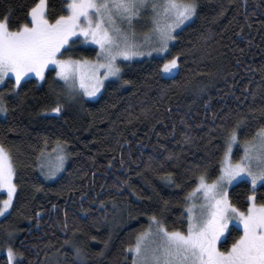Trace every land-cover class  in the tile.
Returning <instances> with one entry per match:
<instances>
[{
	"label": "trees",
	"instance_id": "obj_1",
	"mask_svg": "<svg viewBox=\"0 0 264 264\" xmlns=\"http://www.w3.org/2000/svg\"><path fill=\"white\" fill-rule=\"evenodd\" d=\"M35 2L0 0V15L16 27ZM196 2L197 15L170 46L182 60L175 83L157 75L158 57L122 64L131 83L111 81L94 101L70 97L52 69L43 81L30 79L19 97L13 81L5 82L0 141L11 149L17 190L0 218V264H8V246L23 254V264H81L73 245L84 264H132L127 248L151 216L170 230L186 228L185 197L199 169L219 174L236 120L244 117L237 146L264 124V0ZM65 7L49 0L50 16ZM96 52L73 45L70 54L94 59ZM57 102L63 110L53 113ZM58 144L66 159L49 175L43 158ZM251 189L246 180L232 185L231 202L245 209ZM256 194L264 202V185ZM234 229L221 250L239 235Z\"/></svg>",
	"mask_w": 264,
	"mask_h": 264
},
{
	"label": "snow or ice",
	"instance_id": "obj_2",
	"mask_svg": "<svg viewBox=\"0 0 264 264\" xmlns=\"http://www.w3.org/2000/svg\"><path fill=\"white\" fill-rule=\"evenodd\" d=\"M64 3L62 14L50 16L49 0H38L28 10L30 19L16 27H12L9 14L0 15V85L5 84L6 78L9 82L14 80L11 91L15 96L21 95L33 76L45 80V71L52 65L70 97L79 90L94 97L105 87L108 77H115L123 85L131 83L121 75L119 58L126 61L151 56L153 52L163 54L157 64V75L176 82L181 72V54L172 55L169 42L177 39V28L197 15L196 0H64ZM145 16L151 27L143 33L144 40L138 41L135 24ZM81 37L83 42L98 46L95 60L70 54ZM102 68L105 71L101 75ZM62 110L59 102L50 109L53 113ZM7 111L4 92L0 91V113ZM243 120L244 117H239L226 133L219 174L213 178L207 168L198 170L195 186L185 197L186 228L170 230L160 218L151 216L148 228L138 233L135 243L127 248L132 264H264V202H258L256 194L258 182L264 185V124L254 132L244 133L243 153L234 160L233 147L240 143ZM54 151L59 153L55 168H62L63 148L58 144ZM54 174L55 169L50 167L49 175ZM15 176L11 149L0 141V189L7 191V198L0 203V216L12 207L17 190ZM165 179L174 183L172 173H166ZM237 180H247L252 185L245 209L233 204L228 194V187ZM232 220L238 224L234 230L239 235L229 248L221 250L218 244L225 233L231 235ZM73 248L76 258L84 264L82 249L75 245ZM18 255L23 254L8 246V264H23Z\"/></svg>",
	"mask_w": 264,
	"mask_h": 264
},
{
	"label": "rangeland",
	"instance_id": "obj_3",
	"mask_svg": "<svg viewBox=\"0 0 264 264\" xmlns=\"http://www.w3.org/2000/svg\"><path fill=\"white\" fill-rule=\"evenodd\" d=\"M29 19H30V18H29ZM193 19H194V17H193L190 21H186L184 25H181L179 28H177L175 34H176L177 32H179V31H180L183 27H185L187 24H189ZM135 27H136V33H137V35H136V39H137L138 41H143V40H144L143 33H144V32H147V31L149 30V28L151 27L150 20L148 19L147 16H145L143 19H140V20H138V21L136 22ZM73 39H75V38H73ZM173 43H174V41H170V42H169V48H170V46H171ZM75 45H76V46H81V47H92V48H95L97 51H99V48H98L97 45H95V44H93V43H91V42H83V38H82V37H81L80 41H78ZM145 48H147L146 45H145ZM162 55H163V54H158V53H156V52H153L151 56L145 55V56H141V57H133L132 59H130V60H126V61L123 60L122 58H119V59H118V62L121 64V67H122V64H124V63L132 62V61H138V60H141V59H149V58H151V57L162 58ZM95 59H96V57H95L94 59H90V60H95ZM53 68H54V66H52V65L49 66V69H53ZM47 70H48V69H46V71H47ZM46 71H45V72H46ZM104 71H105V69H103V68L100 69V73H101V75L103 74ZM54 72H55V71H54ZM55 77H56V79H57L59 82H61V83H63V84L65 85L64 81L61 80L59 77L56 76V73H55ZM31 79L38 80V79H37L36 77H34V76H33ZM6 81H7V78H6ZM38 81H41V80H38ZM111 81H117V80H116L115 77H108V78L105 79V81H104L105 86H106L107 83H109V82H111ZM13 83H14V80H13ZM3 86H4V84L0 85V90L2 89ZM65 87H67V86L65 85ZM104 88H105V87H104ZM104 88H101L100 91H99L98 93H96V95H95L94 97H88V96H86V95H83L82 90H79V91H78V95H82V96H83L85 99H87V100L94 101V100H96V99L99 97V95L102 93V91L104 90ZM4 117H5V113H0V118H4ZM55 149H57V147H56ZM242 153H243V147H242V145H241V146H239V145H238V146L235 145V146L233 147V159H234V160H235V159H239V157L242 155ZM58 154H59L58 151H54V152H50V153H48L47 155H45L43 159H45L46 161L50 162L51 165H49V167H48L47 164H45L44 167L49 168V169H50V167H51L52 169H55V170H56L55 166H56V164H57V156H58ZM63 154H64V156H65L64 149H63ZM65 159H66V157H65ZM65 159H64V162H65ZM64 162H63V163H64ZM59 169H60V168H59ZM246 181H247V180H246ZM237 182H239V180L234 181L232 185L236 184ZM248 182H249V181H248ZM249 183H250V182H249ZM259 184H260V183L258 182L257 186H258ZM232 185H230V186L228 187V190H229V188H230ZM250 185H251V183H250ZM257 186H256V187H257ZM251 187H252V185H251ZM0 194L4 196V198H2V199L0 200V203H2V201H3L4 199L7 198V191H6V189H0ZM15 195H16V194H15ZM14 199H15V196L13 197V202H14ZM12 205H13V204H12ZM10 210H11V208L8 209V212H7L4 216H6V215L10 212ZM185 215H186V223H187V206H186V209H185ZM4 216H0V218H3ZM231 226L237 228V227H238V224H237V222H236L235 220H232V221L229 223V227H231ZM226 234H227V233H225V235H226ZM224 239H225V236L221 238V242H222ZM219 244H220V243H219ZM219 244H218V247H219Z\"/></svg>",
	"mask_w": 264,
	"mask_h": 264
}]
</instances>
